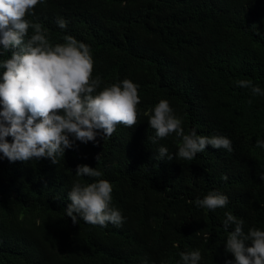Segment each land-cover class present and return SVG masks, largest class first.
I'll use <instances>...</instances> for the list:
<instances>
[{
    "label": "trees",
    "instance_id": "obj_1",
    "mask_svg": "<svg viewBox=\"0 0 264 264\" xmlns=\"http://www.w3.org/2000/svg\"><path fill=\"white\" fill-rule=\"evenodd\" d=\"M34 13L26 18L42 23L51 43L71 35L90 46L97 91L129 79L141 102L135 127L77 141L57 164L0 153V264H180L181 252L197 249L200 264H235L225 212L243 219L245 232L264 230V149L255 147L264 141V96L236 84L250 79L264 91V0H43ZM161 99L186 134L225 136L233 151L207 146L193 160H157L159 147L174 154L181 143L174 133L152 142L148 121ZM77 165L103 175L77 177ZM99 179L112 184L119 227L66 216L73 183ZM210 191L228 205L198 207Z\"/></svg>",
    "mask_w": 264,
    "mask_h": 264
},
{
    "label": "clouds",
    "instance_id": "obj_2",
    "mask_svg": "<svg viewBox=\"0 0 264 264\" xmlns=\"http://www.w3.org/2000/svg\"><path fill=\"white\" fill-rule=\"evenodd\" d=\"M41 3L43 0H0V58L7 56L0 59V153L9 162L47 158L57 164V157H63L77 141L87 144L98 136L104 140L113 135L117 125L133 128L138 122L140 86L124 79L97 91L101 78H93L95 61L90 46L71 35L63 37L64 43L53 44L42 23L26 18L34 15ZM56 23L63 30L68 22L58 18ZM236 84L249 88L254 96H264L260 86L250 79ZM148 123L155 130L153 143L173 133L181 139L174 154L165 146L159 147L157 160H193L207 146L233 151L232 141L225 136L198 135L195 129L186 134L181 118L166 99L154 106ZM255 147L264 149V141L257 140ZM75 175L98 178L103 173L77 165ZM221 179L227 181L228 176ZM112 191V184L105 179L89 184L75 181L68 192L71 204L65 210L66 216L73 224L82 220L93 226H121L124 218L112 206ZM228 203V197L217 191L195 200L198 207L212 211ZM244 224L243 219L225 212V251L234 257L235 264H264V230L252 227L245 232ZM179 255L180 264H200L202 260L198 249Z\"/></svg>",
    "mask_w": 264,
    "mask_h": 264
}]
</instances>
